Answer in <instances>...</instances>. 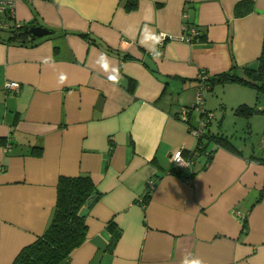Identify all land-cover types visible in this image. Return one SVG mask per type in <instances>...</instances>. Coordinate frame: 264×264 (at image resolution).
Wrapping results in <instances>:
<instances>
[{
    "label": "crops",
    "instance_id": "1",
    "mask_svg": "<svg viewBox=\"0 0 264 264\" xmlns=\"http://www.w3.org/2000/svg\"><path fill=\"white\" fill-rule=\"evenodd\" d=\"M8 21L50 32L18 42L0 28V264L43 233L58 178L81 174L98 196L80 209L85 241L58 264H180L186 252L204 264H264V93L211 85L206 154L180 173L170 160L198 145V74L257 67L264 0H18ZM146 24L170 36L158 59L140 43ZM102 53L119 85L96 63ZM241 104L252 112L235 114Z\"/></svg>",
    "mask_w": 264,
    "mask_h": 264
},
{
    "label": "trees",
    "instance_id": "2",
    "mask_svg": "<svg viewBox=\"0 0 264 264\" xmlns=\"http://www.w3.org/2000/svg\"><path fill=\"white\" fill-rule=\"evenodd\" d=\"M133 5L129 4V7ZM30 27H32L31 24L19 26L11 34V38L18 42H25L31 36L28 32ZM228 82L248 84L264 93V38L257 67H244L243 75L231 70L212 77L207 76L209 88L214 83ZM251 112L252 109L244 104L234 109V113L237 115H249ZM210 137L221 145L229 146L228 140L220 134ZM198 144H201L200 154H206L208 148L202 143L201 137ZM182 170L177 168L175 173H180ZM93 196L97 197L98 191L89 175L60 176L56 185V201L48 225L41 235L20 249L12 264H58L66 260L87 237L85 217L80 213V209L87 205ZM108 228L110 231H115L112 222L109 223ZM243 228H246L245 220H243ZM118 236L119 231L113 234L111 244H114Z\"/></svg>",
    "mask_w": 264,
    "mask_h": 264
},
{
    "label": "built area",
    "instance_id": "3",
    "mask_svg": "<svg viewBox=\"0 0 264 264\" xmlns=\"http://www.w3.org/2000/svg\"><path fill=\"white\" fill-rule=\"evenodd\" d=\"M17 1L18 0H0V28H7V29L14 28L13 30H16L19 27V25L15 24L14 22L10 24L8 21V18L12 19L14 15V7ZM2 16H6L7 19L2 20L1 19ZM186 29L188 30V34L185 37H183V39H185L186 41H195L198 37V31L196 30V28L185 27V30ZM168 38H170V36L166 34V38L163 39L161 44H163ZM198 78L200 84L197 88L196 100L195 103L192 105V108H196L201 112L202 120L198 126L196 127L189 126V129L195 136L200 138L204 135V131H205L204 128L211 119L212 113L207 112L204 109V97L206 91L209 89V86L207 84V74L204 72H200L198 74ZM4 88L6 90L17 92L19 90V83L9 81L4 84ZM187 111H188L187 108H182L181 110L183 120L187 119ZM200 149H201V144H198L196 150L189 158L184 156V153L181 149H175L170 154V160L177 168L187 169L194 164L195 158H197V155L200 154L199 152ZM149 183L150 186L152 187L153 182L150 180Z\"/></svg>",
    "mask_w": 264,
    "mask_h": 264
},
{
    "label": "clouds",
    "instance_id": "4",
    "mask_svg": "<svg viewBox=\"0 0 264 264\" xmlns=\"http://www.w3.org/2000/svg\"><path fill=\"white\" fill-rule=\"evenodd\" d=\"M58 4H63V0H56ZM166 38V33H159L149 28L146 24L141 33L140 43L144 46L147 51L152 55L153 59H158L161 55L157 45L161 44L163 39ZM42 63L50 64L51 61L49 58H42ZM96 63L100 68L104 70V72L108 73V80L113 85H119L122 77L120 76L119 69L111 66V62L106 53H102L96 60ZM67 81V76L64 73H61L58 77V83L60 85H64ZM7 86V85H6ZM180 264H204V261L198 257H194L191 253L186 252L180 259Z\"/></svg>",
    "mask_w": 264,
    "mask_h": 264
},
{
    "label": "water",
    "instance_id": "5",
    "mask_svg": "<svg viewBox=\"0 0 264 264\" xmlns=\"http://www.w3.org/2000/svg\"><path fill=\"white\" fill-rule=\"evenodd\" d=\"M28 32L32 36H42L48 34L50 31L41 26H32L29 28ZM95 197L96 196H93L89 199L88 205H90L94 201Z\"/></svg>",
    "mask_w": 264,
    "mask_h": 264
}]
</instances>
